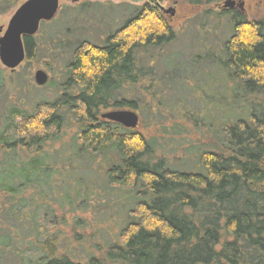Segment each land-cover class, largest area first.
<instances>
[{
  "label": "trees",
  "instance_id": "16d2710c",
  "mask_svg": "<svg viewBox=\"0 0 264 264\" xmlns=\"http://www.w3.org/2000/svg\"><path fill=\"white\" fill-rule=\"evenodd\" d=\"M13 1L0 4L7 8ZM156 1L132 8L101 45L72 34L90 8L104 9L89 2L69 12L63 26L55 19L42 22L40 38L23 39L26 63L40 60L56 80L46 86L51 100L40 95L32 110L9 105L0 117V194L10 198L0 223H13L0 225V259L9 253L12 264H264V18L207 9L199 16L195 34L204 44L216 25L227 21L229 28L216 46L220 53L206 46L194 59L217 63L211 77L195 76L199 87L215 82L216 96L198 101L202 109L195 119L194 112L185 113L196 133L208 134L195 146L194 169L171 167L158 139L142 134L139 123L126 129L100 117L106 110L146 109L136 94L132 99L139 83L157 109L164 105L155 65L177 32ZM182 1L198 10L219 0ZM5 73L0 71L1 90ZM13 89L20 90L16 80ZM68 124L75 130L62 143ZM172 129L176 135L187 131ZM96 161L99 180L92 174ZM27 187H35L46 205L56 203L60 211L68 206L72 215L107 207L106 214L120 216L117 235L93 243L80 259L68 244V251L60 250L64 214L44 212L30 201L18 209L14 197ZM74 224L84 226L81 218Z\"/></svg>",
  "mask_w": 264,
  "mask_h": 264
},
{
  "label": "rangeland",
  "instance_id": "374dc122",
  "mask_svg": "<svg viewBox=\"0 0 264 264\" xmlns=\"http://www.w3.org/2000/svg\"><path fill=\"white\" fill-rule=\"evenodd\" d=\"M26 1L27 0H14L12 2L13 4L7 6V8L2 7L4 5L0 4V27L3 28L2 34L4 33L8 22L14 15L15 11ZM149 1L150 0H60L59 10L54 18L56 24L54 25L63 26L66 24L67 21L65 20L68 18L69 12L72 13V11L76 10L81 3H97L104 9L90 8V14L84 15L83 19H79V21L76 22L77 30L73 29L72 34L74 35V38L80 37L81 39H85L93 44L101 45L103 39L109 33L118 29L123 23L125 17L133 12L132 8L141 6ZM227 1L228 0H219L217 3L210 4L209 6L204 5L198 10H193L190 7L188 8L182 0H160V2H154L165 10L170 8L174 10L173 16L164 14L162 11L161 13L177 32L175 42L164 49V54L155 65L156 78H158V80L160 78L159 82L164 87V91H158V94L161 93L162 96L164 94L166 97L163 101L164 105L163 107L160 106L157 109V100L148 95L144 89L145 85L139 83L135 87L136 93L133 94L132 99L135 98L134 95L136 94L139 99L144 101L142 106L145 105L146 109L140 107L138 111L131 110L129 108H122V110L133 111L138 115V123L142 134L146 137L154 136L158 139L159 144L162 147L160 150L161 154L174 169H194V166L196 167L194 152L195 146L202 144L203 139L208 136L207 130L205 129L199 130L196 133L195 127L191 126V122L188 124L186 123L187 121L185 117H187V115H185V113L194 112L193 117L195 119L196 114L197 116L201 115L199 114V111H201L202 108L200 110L197 109L201 106L198 101L202 100L206 104L207 99H214L216 96L215 94H217L216 84L213 81L208 82L205 86L201 83L200 87L195 84L197 82L195 81V76L200 75V78L211 77L213 74L212 69L216 68L217 63L209 59L201 61L200 63H195V55H197L198 50L202 54L205 50L203 47L206 46L207 49H212L213 47L216 53H220L216 46L223 42L224 39L228 38L227 31L229 26H227L228 23L225 21L216 25L217 32L210 37L212 39L209 40L207 44H204L206 42L204 41V38L197 39L195 28L198 27L197 30L200 29V22L198 20L200 14L205 9L215 12L232 10L241 12L247 20H260L264 18L263 0H233L235 2V6L233 8L226 9L223 7ZM242 2L243 9H239L238 4ZM213 25V23H207L206 28L209 27L214 29ZM35 36L38 38L41 37L40 29ZM199 48H201V50ZM172 54L173 56L178 57V59L169 56ZM36 61L26 63V60H24V62L14 72H10L5 69L0 63V71H6L3 75L6 80H3L6 84V89H0V94H2L0 97V117L6 112L9 105H15L19 110H32L34 100H37L40 95L45 96L46 100L54 98V94L46 86L51 80L54 79L55 81L56 79L52 74L45 70L40 60ZM38 70H42L48 75V82L42 87L37 86L33 78L35 72ZM171 79L174 81L173 84H171ZM15 80L20 87L19 91H15L13 89V82ZM177 82H179V85L182 86L181 89H177ZM224 85L228 84L226 83ZM195 86L198 89H195ZM26 87H29L27 91L24 90ZM108 111L114 110H106L102 111V113ZM202 111L203 114H205L207 110L204 108ZM206 116L210 117L211 113L209 112ZM175 125L187 127V131L182 135H176V131L172 129ZM199 125H201V123ZM74 130L73 125H67L65 135L62 137V143L69 142ZM58 147V145H54L53 150H58ZM191 147H193V151H188V148ZM189 152H192L193 154L188 156V154H190ZM54 155L55 154H53V156ZM97 162L98 161L94 163L92 174H96V179L99 180L98 177H102V174L98 171ZM99 169L101 171L102 168L100 167ZM82 174L85 175L87 173L83 172ZM35 187H27L22 192L18 193V195L14 197L15 202H17L16 206L19 209L21 206L27 205V202L30 201V203L40 206V209L44 212L52 211L58 217H61V215L64 214L67 224L58 227V231L60 232L58 234L60 250L64 252L68 251V248H65V245L68 244L69 249L79 255L80 259L82 254V256L85 255V250H90L92 252L91 246L93 243L99 242L100 239L108 240L110 237L114 238V236L117 235L120 216L116 214V212L106 214L108 211H106L107 207L104 208L101 205L99 207L93 206L89 213L81 214L78 212L72 215L70 214L71 208L68 206L64 207V209L60 211L57 209L58 206L56 203L46 205L44 202H41L39 197L35 194L37 192ZM8 198L9 197L7 195L0 194V209L6 202L9 203ZM112 206L113 205L109 204V207ZM110 210L115 209L113 207L110 208ZM4 213L5 209L0 212V218L3 217ZM39 217L40 214L38 215V218ZM78 218H81V222H83L84 226H77L74 224V219ZM3 223L4 222L2 221L0 223L2 228L3 226L5 228L8 224H13L10 220L6 221L4 225ZM94 234L95 237H93ZM91 237H93L92 240ZM10 260V255L8 253V255H4V257L2 256L0 264H12V261Z\"/></svg>",
  "mask_w": 264,
  "mask_h": 264
},
{
  "label": "water",
  "instance_id": "95a60500",
  "mask_svg": "<svg viewBox=\"0 0 264 264\" xmlns=\"http://www.w3.org/2000/svg\"><path fill=\"white\" fill-rule=\"evenodd\" d=\"M59 1L27 0L15 11L3 34V28L0 27V63L5 69L14 72L24 62L26 51L23 39L34 37L42 22L54 19L59 10ZM234 6L235 2L228 0L223 8H233ZM238 7L243 9V2L239 3ZM160 9L164 14L174 15L172 8L165 10L160 7ZM33 78L39 87L48 82V75L42 70L36 71ZM100 117L126 129H135L139 122L138 115L133 111H108L102 113Z\"/></svg>",
  "mask_w": 264,
  "mask_h": 264
}]
</instances>
